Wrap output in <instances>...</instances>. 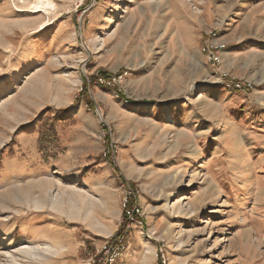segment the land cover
Wrapping results in <instances>:
<instances>
[{"label": "rangeland", "instance_id": "374dc122", "mask_svg": "<svg viewBox=\"0 0 264 264\" xmlns=\"http://www.w3.org/2000/svg\"><path fill=\"white\" fill-rule=\"evenodd\" d=\"M32 1L0 0V264H87L127 184L118 264H264V0Z\"/></svg>", "mask_w": 264, "mask_h": 264}, {"label": "built area", "instance_id": "2783aa9c", "mask_svg": "<svg viewBox=\"0 0 264 264\" xmlns=\"http://www.w3.org/2000/svg\"><path fill=\"white\" fill-rule=\"evenodd\" d=\"M202 48L207 60L213 62L215 71H217L218 81L221 85L245 92L253 89L252 82L232 76L230 72H226L218 65H221L223 61V53L226 48L224 44L215 41V39H207ZM127 75L128 72L125 70L111 77L101 76L97 83L112 89L118 83H122ZM106 150L105 156L108 157H112L116 153L113 145L109 146ZM121 201L123 214L117 233L108 239L106 238L100 244L93 242L92 249L87 252V264H118L128 247L135 225L144 224L143 207L139 190L129 184L123 185ZM161 261L162 264H168L165 253L161 254Z\"/></svg>", "mask_w": 264, "mask_h": 264}, {"label": "bare ground", "instance_id": "6f19581e", "mask_svg": "<svg viewBox=\"0 0 264 264\" xmlns=\"http://www.w3.org/2000/svg\"><path fill=\"white\" fill-rule=\"evenodd\" d=\"M30 8L31 9H34V10L44 9L46 12L52 13V12H55L56 11L57 4L55 3L54 0H33L31 2ZM168 115H170V112L169 111H168ZM243 204H244V202L242 203V205Z\"/></svg>", "mask_w": 264, "mask_h": 264}, {"label": "trees", "instance_id": "16d2710c", "mask_svg": "<svg viewBox=\"0 0 264 264\" xmlns=\"http://www.w3.org/2000/svg\"><path fill=\"white\" fill-rule=\"evenodd\" d=\"M93 107H94V104L91 103V108H93ZM46 140H47V137H46V135L43 134L41 136V143L46 142ZM109 160H110V158H109ZM110 161H111V164L114 165V162H112V160H110ZM160 264H161V262H160Z\"/></svg>", "mask_w": 264, "mask_h": 264}]
</instances>
